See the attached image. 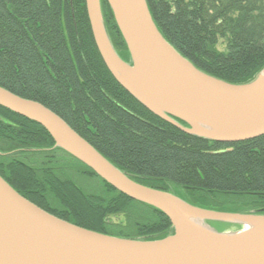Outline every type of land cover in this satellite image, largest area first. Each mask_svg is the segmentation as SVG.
<instances>
[{
  "label": "trees",
  "instance_id": "16d2710c",
  "mask_svg": "<svg viewBox=\"0 0 264 264\" xmlns=\"http://www.w3.org/2000/svg\"><path fill=\"white\" fill-rule=\"evenodd\" d=\"M146 2L164 38L201 71L243 84L263 69L264 0ZM100 3L109 39L128 61L112 9L107 0ZM220 40L224 50L218 49ZM0 86L52 110L140 184L167 192L170 186L182 187L193 197L173 194L203 209L264 215V135L235 143L213 141L146 109L104 65L85 0H0ZM59 154L77 166H68ZM74 172L98 179L100 187H85ZM0 176L50 214L92 231L141 240L174 233L160 210L120 193L55 147L41 125L2 106ZM116 213L132 215L127 229L106 223ZM206 224L218 232L243 228Z\"/></svg>",
  "mask_w": 264,
  "mask_h": 264
},
{
  "label": "water",
  "instance_id": "95a60500",
  "mask_svg": "<svg viewBox=\"0 0 264 264\" xmlns=\"http://www.w3.org/2000/svg\"><path fill=\"white\" fill-rule=\"evenodd\" d=\"M107 2L130 59L123 60L114 49L100 0H85L94 43L110 74L146 109L186 133L213 141L235 143L264 135V67L243 84L209 75L164 38L146 0ZM0 106L41 125L55 147L120 193L160 210L174 229L156 240L92 231L50 214L0 176V264H264L263 214L203 209L140 184L52 110L1 86ZM206 221L243 228L218 232Z\"/></svg>",
  "mask_w": 264,
  "mask_h": 264
},
{
  "label": "rangeland",
  "instance_id": "374dc122",
  "mask_svg": "<svg viewBox=\"0 0 264 264\" xmlns=\"http://www.w3.org/2000/svg\"><path fill=\"white\" fill-rule=\"evenodd\" d=\"M218 49L219 50H224V44H223V41L222 40L219 41ZM59 155L63 157V158H61L62 161L65 162V163H67L68 166L69 165L70 166L71 165H74L75 167L77 166L75 163H73L72 161H70L69 160L70 158L67 157L66 155H64V154H59ZM68 162H69V164H68ZM73 177L79 183H83V185L85 187H88L90 189H97L98 187H100L99 180L98 179H93L90 176H83V177L81 176V177H79L75 173L73 175ZM169 188H170V191L172 193L178 194V195H180V196H182L184 198H191V197H193V195L191 193H189L187 189H184L182 187L170 186ZM195 195H197V194H195ZM130 217H132V215L129 214V213L127 215L125 213H116V214H112V215L107 216L105 218V221H106V223H108L109 227H111V228H113L115 230H121V229H124L125 230L131 224L132 219H130Z\"/></svg>",
  "mask_w": 264,
  "mask_h": 264
}]
</instances>
